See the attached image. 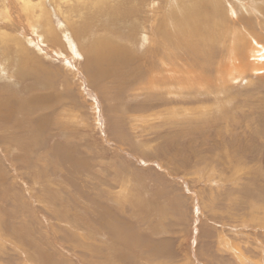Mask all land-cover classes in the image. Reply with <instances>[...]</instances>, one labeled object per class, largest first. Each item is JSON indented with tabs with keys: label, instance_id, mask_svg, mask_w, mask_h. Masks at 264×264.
Returning a JSON list of instances; mask_svg holds the SVG:
<instances>
[{
	"label": "rangeland",
	"instance_id": "1",
	"mask_svg": "<svg viewBox=\"0 0 264 264\" xmlns=\"http://www.w3.org/2000/svg\"><path fill=\"white\" fill-rule=\"evenodd\" d=\"M234 1L0 0V264H264V57L227 55L264 5Z\"/></svg>",
	"mask_w": 264,
	"mask_h": 264
},
{
	"label": "bare ground",
	"instance_id": "2",
	"mask_svg": "<svg viewBox=\"0 0 264 264\" xmlns=\"http://www.w3.org/2000/svg\"><path fill=\"white\" fill-rule=\"evenodd\" d=\"M20 1H22L23 3H28L29 2V0H20ZM37 1V0H36ZM234 1V0H233ZM237 1V0H236ZM250 1H252V0H250ZM10 2V1H9ZM43 2V1H42ZM51 2V1H50ZM235 2V1H234ZM253 2V1H252ZM12 3V2H11ZM40 3V2H39ZM238 3V2H237ZM240 3V2H239ZM238 3V4H239ZM257 3H259L258 1H257ZM10 4V3H9ZM32 4V3H31ZM242 4V3H241ZM262 4L264 5V0L262 1ZM6 5V4H5ZM8 5V4H7ZM13 5V4H12ZM21 5H22V3H21ZM39 5V4H38ZM236 5V4H235ZM240 5V4H239ZM255 5H257V4H255ZM259 5H260V3H259ZM237 7V6H236ZM253 7L257 10V11H259L261 14L260 15H263L262 14V12H261V8L260 7H255L254 5H253ZM10 8V7H9ZM176 8V7H175ZM197 8V7H196ZM227 8H229V7H227ZM239 8H241V10L244 12V10L246 9V10H250L251 11V13H252V9H251V7H246L245 5L244 6H242V5H240V7ZM29 9H31L32 10V7L31 8H29ZM11 10L12 9H5L4 11H3V14H4V18H5V20H7V21H9L10 19H9V17L7 18V13L10 11V18H11ZM15 10V9H14ZM245 10V11H246ZM264 10V9H263ZM16 11V10H15ZM24 11V10H23ZM67 11V10H66ZM199 11V12H198ZM228 11H230V16L232 15V16H234V10L233 9H231L230 10V8H229V10ZM250 11H247L248 13H250ZM17 13H18V11H17ZM21 13H22V10H21ZM24 13H25V11H24ZM40 13H41V11H40ZM98 13H99V11H98ZM181 13V12H180ZM239 13H240V11H239ZM238 13V14H239ZM236 14H237V10H236ZM237 14V15H238ZM2 15V14H1ZM58 15V14H57ZM66 15H67V13H66ZM204 14L202 13V12H200V10H193V12H186V13H184L183 15H182V19L180 20V21H178V25L180 26V25H182L181 27L182 28H185V29H188V28H186V27H183V26H188V27H190V26H202L204 23H205V21L204 20H200V17L201 16H203ZM38 16V15H37ZM45 16V15H44ZM70 17L72 16V15H69ZM240 16V15H239ZM246 16V15H245ZM2 17V16H1ZM68 17V16H67ZM81 17V16H80ZM235 17H236V15H235ZM262 17V16H261ZM263 17H264V15H263ZM20 18V17H19ZM234 18V17H233ZM175 19V18H174ZM16 20H17V17H16ZM6 21V22H7ZM241 21V23H239L240 24V27L241 26H244L243 24H245V23H243V21H244V19L243 20H240ZM239 21V22H240ZM14 22V21H13ZM12 22V23H13ZM63 22V21H62ZM171 22V25L173 26V25H175V22L174 21H170ZM168 24V23H167ZM154 25V24H153ZM169 25V24H168ZM2 26V25H1ZM10 26V25H9ZM156 26H157V24H156ZM206 26V25H205ZM21 28V27H20ZM161 28V27H160ZM166 28V27H165ZM242 28V29H241ZM240 29H241V31H240V29H238V34L235 36V29H232V31H233V34H234V37H231V39L229 40V43H228V49H227V55L229 56V52H231V55H232V53L233 54H236L235 52H234V50L237 48L236 46H240V45H242V44H246L247 43V45H246V47H245V50H248L249 51V54H250V57L251 58H253V59H259L260 57H264V43H261L262 41L260 40V39H262V38H260V36H259V34H257V33H255V32H253V31H251V32H249L248 31V29H246V28H243V27H241ZM5 29V28H4ZM7 29H9V28H7ZM35 29V28H34ZM185 29H181L182 30V33H184V31H186ZM22 30V29H21ZM29 31H34L33 29H28ZM39 30V29H38ZM164 30V29H163ZM193 30H197V28H195V29H193ZM250 30V29H249ZM57 31V30H56ZM8 32V31H7ZM21 33V32H20ZM35 33V32H34ZM77 33H79V32H77ZM228 33H230V32H228ZM237 33V32H236ZM10 34V33H9ZM61 34V33H60ZM70 34V33H69ZM9 36H11V35H9ZM27 36V35H26ZM32 36V35H31ZM71 36V35H70ZM230 36H232L231 35V33H230ZM21 37H22V35H21ZM34 37V36H33ZM224 38V37H223ZM260 38V39H259ZM263 40H264V38H263ZM14 41V40H13ZM13 41H10V42H13ZM31 41V40H30ZM36 41V40H35ZM26 42V41H25ZM33 42V41H32ZM31 42V43H32ZM64 42V41H63ZM69 42V41H68ZM103 42V41H102ZM105 42H106V40H105ZM19 43V42H18ZM36 44H37V42H35ZM65 43V42H64ZM143 43V42H142ZM19 44H21V43H19ZM28 44H30V43H28ZM43 45V44H42ZM41 45V46H42ZM106 45V44H105ZM40 46V47H41ZM44 46V45H43ZM113 47V46H112ZM211 47V46H210ZM15 48V47H14ZM36 48V47H35ZM66 48H68V47H66ZM37 49H39V47L37 48ZM37 49H36V51H37ZM41 49V48H40ZM244 49V48H243ZM17 50V49H16ZM34 50V49H33ZM48 50V49H47ZM68 50V49H67ZM112 50V49H111ZM118 51V50H117ZM183 51V50H182ZM39 52H41V51H39ZM47 52V51H46ZM91 52V51H90ZM93 52H95V51H93ZM112 52V51H111ZM120 52V51H119ZM45 53V52H44ZM121 53V52H120ZM22 54V53H21ZM25 54V53H24ZM56 54H58V53H56ZM79 54V53H78ZM112 54V53H111ZM179 54V53H178ZM97 55H98V53H95V55H94V57H93V59H92V61H94V63H96V62H100V61H104V59L103 58H108V57H111V55H108V54H104V55H102L101 57H99V59H96L97 58ZM17 56V55H16ZM55 56V55H54ZM114 56V55H113ZM236 56V55H235ZM48 57V56H47ZM230 57V56H229ZM59 58H60V56H59ZM70 58H72V57H70ZM69 58V59H70ZM95 58V59H94ZM49 59H50V57H49ZM75 59V58H74ZM252 59V60H253ZM10 60V59H9ZM232 60H233V58H232ZM231 60V61H232ZM237 60V59H236ZM234 61V60H233ZM232 61V62H233ZM255 61V60H254ZM227 62V61H226ZM259 62V61H258ZM179 63V62H178ZM16 64V63H15ZM159 65V64H158ZM211 65V64H210ZM237 69V68H236ZM0 79H1V77H0Z\"/></svg>",
	"mask_w": 264,
	"mask_h": 264
}]
</instances>
